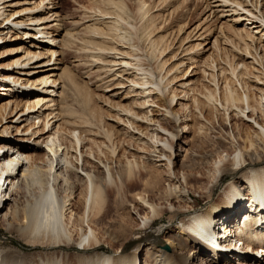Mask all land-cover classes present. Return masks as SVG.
<instances>
[{
	"label": "bare ground",
	"instance_id": "6f19581e",
	"mask_svg": "<svg viewBox=\"0 0 264 264\" xmlns=\"http://www.w3.org/2000/svg\"><path fill=\"white\" fill-rule=\"evenodd\" d=\"M259 1L206 0L208 17L215 13L232 16L235 36L245 42L244 49L234 44L241 53L220 69L222 79L216 80L215 74L208 73L214 79V88L206 90L198 88L195 77L200 69L207 75L212 55L202 56L215 47L217 38L210 47L212 36L198 37L195 46L185 47L181 61L167 69L166 77L176 75L168 77L166 85V77L156 80L153 71L140 66L130 39L122 33L126 27L121 32L119 26L122 22L125 26V18L131 20V15H125L124 2L108 0L111 9L98 11L100 18L94 26L89 25L93 41H85L91 47L87 50L92 66L111 76L112 81L105 82H113L114 89L104 90L117 91L112 95L125 100L132 97L137 109L127 108L115 117L108 116L117 127L115 134L122 132L135 144L133 154L126 152L124 160L114 165V160L108 162L94 152L91 143L98 144V135L89 121L68 120L69 111L60 104L63 84L59 49L65 41L58 38L63 25L54 10L55 0H0V219L5 221L6 230L15 231L32 248L40 250L29 253L0 245V264H264V59H258V47L251 43L264 41ZM136 11L146 21L152 45L164 54L168 45L160 46L159 40L152 37L149 10L139 6ZM98 23L105 27L96 26ZM199 29L201 24L194 31ZM183 41H190V37ZM167 62L165 59L161 65ZM188 62L192 63L191 71L184 67ZM190 91L194 92L192 107L202 118L206 110L214 114L216 122L221 113L218 127L223 130L214 131L212 140L227 155L215 161L213 170H199L205 178L210 177L208 183L201 182L192 165H184L181 177L170 167L178 160H187L190 153L187 141L182 140L183 144L176 147L178 129L187 133L190 127L176 125L181 117L189 116L185 111L191 113V105L180 102L182 112L172 109L176 98L183 101L188 95L189 100ZM158 95L169 103L159 108L155 105ZM104 98V105L111 107L110 100ZM91 112L96 117L97 111ZM100 116L97 120L102 121ZM236 119L247 124V130L239 129ZM201 128L198 126L197 131ZM113 134V130L106 131L110 140ZM163 160L169 162L168 170L161 173L167 176L169 187L157 196L161 182L158 175L155 185L150 182L147 165ZM228 176L232 178L225 181ZM140 184L143 186L137 187ZM114 187L132 197L131 202L120 204L135 214L131 213V221L125 224L115 225L116 219H107L109 194ZM77 188L83 194L79 211L74 217L67 216L66 198ZM61 189L69 190L68 195L61 196ZM191 190L199 194L197 199ZM20 192L25 193L23 198L26 194L30 198L27 204L23 202L22 214L14 206L20 201ZM147 193L150 199L166 203L167 208L149 216L137 201ZM182 205L189 209L183 211ZM166 213L170 232L165 242L148 241L158 221L156 215ZM196 215L207 218L196 225ZM173 225L175 230L171 229ZM218 226L222 227L221 236L231 234L224 241L227 244L209 236L208 231ZM98 228L106 238L96 234ZM235 239L239 244L234 243ZM103 240L115 243L118 249L106 248ZM255 244L260 246L252 256ZM215 247L221 251H215ZM142 255L143 260L139 258Z\"/></svg>",
	"mask_w": 264,
	"mask_h": 264
},
{
	"label": "rangeland",
	"instance_id": "374dc122",
	"mask_svg": "<svg viewBox=\"0 0 264 264\" xmlns=\"http://www.w3.org/2000/svg\"><path fill=\"white\" fill-rule=\"evenodd\" d=\"M122 2H124L126 6L125 15L126 16L127 14L131 15L130 16L131 20L128 19L129 16L128 17L125 16L126 17L125 26L122 22L123 26L121 25L119 26V28L121 29V32L124 30L122 32L124 35L127 34L125 35L126 39L127 38L130 39L128 41L133 48L135 57L139 58L140 66H143V68L150 69L151 71H153L156 80H159L162 76L166 77L167 69L173 65L178 64L181 61V58L184 55L183 49L188 46L193 47L195 46L196 43H198L196 38L199 37L198 39H201V37L203 38V37L212 36L211 42L208 47L212 45L211 43L216 38H217V43L215 44V47L212 50L205 52V54L202 56L205 58L207 56L212 55L210 57L211 58L210 69L208 68L207 75L201 69L198 70L195 77L198 82L197 86L200 90L212 89L214 88L213 86L214 79L211 77V75H208V73L215 74L216 75L215 77L217 78L216 80L222 79L220 72L221 70H223V67L226 66L228 59H232L233 57H235L237 53H241V49L245 48V42L239 40L235 36L236 35L235 31L231 26L233 24V21L230 20L232 16H225V15L220 16L221 13H215L211 17H208L210 12H207V8L205 9L206 0H122ZM54 3L57 4V8L54 10L58 12V15L60 16L62 21L61 23L63 25L61 36H59L58 38L60 39L63 38L65 41V44H61V48L59 49L60 52L62 53L59 56V58L61 59L60 66L62 69L59 71L60 73L59 76L63 84V89H62L63 94L61 97L60 104L65 106V109L69 111L67 112V115L69 114L67 117L68 120L74 122L77 121V123H80L81 121L82 122L89 121L88 124L90 128H92V130H94V132L98 135L95 136L96 142H98V144L91 143L94 152L97 154V156L99 155L100 157H102V159L105 160L107 159L108 162L112 163V160H114V165H115L117 164L116 162L117 160L119 159L124 160L126 155H128L127 154L128 152L130 155L132 152L135 151L134 149L135 144L134 142H131V139L129 137L124 136V134L122 135V132H120L119 134L118 133L115 134V132H117L116 131L117 127L116 125L113 124L112 120L108 119V116L114 115L115 117L118 111H124V109L127 108H132L133 110H137V109L133 107L132 97L125 100L120 97L118 98L117 96L112 95L117 91L104 90L107 88L114 89L112 85L113 82L111 83L108 81L111 79L110 78L111 76L107 77L106 71L101 70V68L99 69L98 67L96 68L92 66V58L90 57V52H88L87 50L91 48L90 45L87 44V42H90V40L92 39V34L90 33L89 25L94 26L95 25L94 21L100 18L99 16H101V13L99 14L100 10L101 11L104 10L107 12L109 11V9H111L110 5L108 4V0H55ZM263 3L264 0L259 1V4H262L261 6H259V10L262 11V15L264 16ZM55 4L50 3V6L52 5L54 6ZM139 6H143L144 10H149V16H152L151 19L153 18L152 26H151L153 31L152 37L154 39L157 38V40H159L160 46L162 45V43L164 45L163 47H166V45H168L167 51L162 55H161V49L160 48L158 49L157 45L154 44H153L154 46L152 45L151 38L146 30V21L144 22L143 20H141V18H139L137 14L136 9ZM250 8L253 9V7L251 6ZM126 21L129 22L127 23ZM131 22H133V24ZM129 24H132L133 26L135 25L134 27H136V29H134L133 26L130 27ZM199 24L202 25V29L194 31L195 26ZM96 26L102 28L105 27L101 23L100 24L98 23ZM122 27L123 28L126 27V28L123 29ZM207 32L209 35L206 34ZM188 36L190 37V41L186 42L187 41L186 40L184 42L183 39ZM32 39L30 38L31 41ZM92 41L93 39L91 40V42ZM236 42L238 46L241 47V49H237L235 47L234 44ZM251 43H253L252 45H254L255 47L256 46L258 47V53L256 54L258 59L260 61L262 60V58L264 59V41L251 42ZM108 45L110 44L108 43ZM255 53L256 52H254V54ZM260 57L262 58L260 59ZM165 59H167L168 62L166 65L162 66L161 62ZM105 60H108V58L105 57ZM191 64L192 63L188 62L185 64L184 67L187 70L191 71L193 69ZM219 74L220 76L218 77ZM170 75L164 78L163 84L165 82V84L167 85L168 83L167 78L174 77L176 73L174 74L172 73ZM105 79H108L107 80V82H109L108 85L107 82H105L106 81ZM115 83L116 81H114V85ZM125 94L126 92L120 95L122 96ZM169 94L171 95V93ZM193 95L194 92L190 91L189 100H187L188 99V95H187V98L185 100L178 101L176 98V100L172 104V109L176 113L179 111L182 112L181 105L179 104L180 102L191 105L190 108L191 113L185 111V116L186 115L189 116H186V118L181 117L176 125L178 126V128L183 124H186L190 127L188 129L190 132L188 131L187 133L181 132V129H178V133H180V136L178 137V139L176 138V147L179 146V144H183L182 140L187 141L189 143L190 153L188 155L187 160L183 162H181V160H178L175 165L172 164L170 167H172V169H174L176 173H178V176L181 177V174L179 173L183 169L184 165H192L193 167H195V175L198 178L202 179L201 182L208 183L210 181L209 179L210 177L205 178V176H203L199 170L201 168H205L208 171L213 170L214 167L216 166L215 161L219 159H224L225 156L227 155V151H224L223 148H219L218 146H216V144H214L212 140L214 131L223 130L221 129V127H218V125L221 123L220 120L221 113L219 112L217 114L218 115L217 118L219 119V121L217 120L216 122L214 121L216 120L214 114L206 110L203 111V114L206 117L202 118L198 113L199 111H196L194 107H192ZM104 96L107 98V100H110L109 104L111 107L104 105L103 102L106 101ZM155 99L157 100L155 105H158V107L160 106L159 108H162L163 106H166V104L169 103L167 99H166V102L168 101L167 103L163 102L164 100H161L159 95ZM155 108L157 109V107ZM92 110L97 111L98 114L97 113L95 114L96 117L92 114L91 112ZM99 112L103 116V117L100 116L101 118H103L101 119L103 122L99 121L100 120L98 117L100 115ZM97 118L99 120H97ZM206 120L207 121L210 120L211 122L209 121V123H207ZM237 122L239 124V129L241 127V130L243 132L247 130L246 129L248 128L247 124L244 123L241 124V121L239 120H237ZM198 126H202L200 130L201 132L197 131ZM107 130L114 131L115 135L113 134L112 140L108 139V136H106ZM197 132L200 133L198 134ZM155 164L149 163L147 165L150 169L148 178L150 182L153 185H155L154 180H156L155 177L158 175L157 176L158 182L159 181L161 182V186H162L161 189L163 190L160 189L156 194L157 196H160L163 195V191L166 190L165 188L169 187V180L167 176H163V174L161 175V173H165L168 170L169 162L163 160L160 162H156ZM231 178L232 177L228 176L225 181H228ZM142 186H143L142 184L137 185V187L140 188ZM35 189L36 190L34 192H37V188ZM119 190L118 188L115 187L112 189V191L109 194V202H108L109 211L107 212V219H111V218L116 219L114 223L115 225H119L121 222L125 224L126 222L131 221L130 220L131 213L133 216H135V214H133V212L129 210V207L124 205L125 207L122 208L120 206L121 202L122 203L126 201L131 202L132 197L130 193H127L124 190H122L121 192ZM191 192L193 191L191 190ZM58 193H60L61 196L66 195V193L68 195L69 190L65 191L64 189H61V191H59ZM20 194H21L19 197L20 201L18 202L17 205H14L16 209H18V214L23 213L22 209L24 208L25 205L23 204V202L25 203L26 200V204H27V200L30 199L27 196V194H26V198H23L25 196L24 192H20ZM81 194L82 193L80 192V189L77 188L73 194H69V196L66 198L67 206L65 207L64 212L67 216L72 215L74 217L75 214L78 213L79 211L77 207L78 202L83 196V194L82 195ZM192 196L194 199H197V197H199V194L195 191L193 192ZM188 200H190V198H188ZM137 201H138V206L143 207L145 213H148L149 216H152L153 214L157 213L158 212L157 210L159 209L167 208L166 203H160V201L158 200L156 201L150 199L148 193L142 195V197L139 196L137 198ZM188 209H189L188 206L182 205L183 211H186ZM132 210L134 209L132 208ZM156 216H158V221L155 224L154 230L152 231L150 239H148V241L152 243L162 244L163 242H165L164 237H166L167 233L170 232L169 227L167 225L169 224L168 213L164 215L161 214ZM196 216H197L196 225L198 224V222L205 219L203 217H200L199 215ZM70 228L72 231H74L73 227L70 226ZM171 229L175 230L176 226L173 225ZM0 231H1L0 245L16 247L29 253H35L37 251H40L39 249L32 248L28 243H26V241L20 238V236L15 231L6 230L5 221L3 219H0ZM95 232L101 239L106 238V236L101 233V230L99 228L96 229ZM74 233L76 232L74 231ZM103 242H104V246H106V248H110V250L112 251L118 249V245H116L115 243H111L108 241L105 242V240H103ZM258 246L260 245L259 244L254 245V251L250 253L252 256L256 255L257 252L255 251V249H257L256 247ZM142 250H143L142 254H144L145 250L143 249V246H142ZM72 251L73 250L71 249L70 252ZM258 253H262V252L260 251ZM139 258H142L143 260L144 256L142 255Z\"/></svg>",
	"mask_w": 264,
	"mask_h": 264
}]
</instances>
